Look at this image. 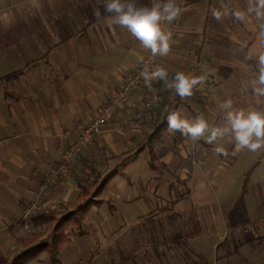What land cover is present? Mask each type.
Returning <instances> with one entry per match:
<instances>
[{
    "label": "crops",
    "instance_id": "1",
    "mask_svg": "<svg viewBox=\"0 0 264 264\" xmlns=\"http://www.w3.org/2000/svg\"><path fill=\"white\" fill-rule=\"evenodd\" d=\"M154 2L136 0L137 6L151 7ZM103 3L0 0V246L4 251L25 248L20 240L23 205L60 159L61 148L75 139L77 125L87 124L99 113L124 73L153 57L126 28L112 22L114 17L104 12ZM175 3L181 14L162 23L171 33V50L159 56L160 67L167 70L169 80L183 71L204 82L183 99L165 81H153L151 87L140 82L130 93L131 103L114 110L67 174L50 187L38 210L56 212L60 205L71 210L84 198L81 178L90 185L99 176H109L98 195L89 192L93 200L102 201L88 207L81 216L82 232L71 233L63 248L81 239L86 264L119 263L123 258H128L126 264L264 261L256 234L251 239L248 235L227 238L235 231L258 234L264 225V173L256 176L252 171L244 189L246 166L238 167L239 176L233 178V165L226 158L234 148L229 138L214 144L201 138L186 146L185 136L170 133L166 126L159 140L141 148L170 110L189 119L203 116L216 126L223 123L219 105L224 100L244 103L245 110L260 103L251 89L259 56L264 54V8L256 0ZM211 81L210 104L204 108L201 91ZM154 92L159 95L155 115L136 119L141 101ZM217 147L227 154L218 153ZM253 162L254 169L262 161ZM242 193L248 223L233 226L229 213ZM252 194L255 201L248 200ZM158 216L160 234L150 232L147 241L145 233L143 238L131 233ZM46 227L43 234L33 236V244L50 237L51 225ZM87 237H92L90 243ZM77 260L71 261L80 264Z\"/></svg>",
    "mask_w": 264,
    "mask_h": 264
},
{
    "label": "clouds",
    "instance_id": "2",
    "mask_svg": "<svg viewBox=\"0 0 264 264\" xmlns=\"http://www.w3.org/2000/svg\"><path fill=\"white\" fill-rule=\"evenodd\" d=\"M256 3L264 8V0H256ZM103 10L114 17L113 23L126 28L153 57L169 54L171 33L164 30L162 23H171L180 16L181 8L175 0H156L151 7L137 6L136 0H104ZM94 14L99 17L101 12L96 9ZM214 16L220 18L219 13H214ZM258 63V74L252 82L251 90L255 95L264 97V54L259 56ZM140 75L148 87H151L153 81H165L166 86L175 89L176 95L182 99L191 97L193 89L204 82L183 71L176 72L169 80L167 70L160 66L151 70L145 67ZM219 109L224 113L223 123L216 126H210L203 116L189 119L179 111L170 110L166 116L167 128L170 133L179 132L193 141L204 138L208 144L227 137L234 144L236 152L245 149L258 152L264 149V111L257 107L246 110L234 108L231 99L220 103ZM216 151L227 154L223 147H217Z\"/></svg>",
    "mask_w": 264,
    "mask_h": 264
},
{
    "label": "built area",
    "instance_id": "3",
    "mask_svg": "<svg viewBox=\"0 0 264 264\" xmlns=\"http://www.w3.org/2000/svg\"><path fill=\"white\" fill-rule=\"evenodd\" d=\"M160 66L159 56L145 59L142 63L133 71L124 73L122 75V82L120 86L115 90L113 96H111L102 106L98 114L92 117L91 121L87 124H78L75 131V139L61 148V157L43 174L41 182L35 191V194L30 201L25 203L22 208V226L28 230L33 224L30 221L31 217L39 209L44 195L48 192V189L59 181L63 176L67 174L74 161L75 157L80 154L83 148L90 143L95 134H99L102 128L106 126L108 120L115 109L122 108L131 103L130 93L135 89L138 84L143 80L140 72L147 67L149 70ZM214 85L211 81L208 84V89L202 90L203 94V106L209 107L210 95L208 90ZM159 95L157 92L152 93L148 98L141 101V104L137 108L135 118H150L155 115L154 104L158 103ZM198 141V140H197ZM197 141H193L189 137V141H185L184 145H193ZM202 161H198L197 165H202ZM62 206L58 209L61 211Z\"/></svg>",
    "mask_w": 264,
    "mask_h": 264
},
{
    "label": "trees",
    "instance_id": "4",
    "mask_svg": "<svg viewBox=\"0 0 264 264\" xmlns=\"http://www.w3.org/2000/svg\"><path fill=\"white\" fill-rule=\"evenodd\" d=\"M11 74L9 77L13 76ZM167 126V120L164 118L159 124L154 125V129L151 133L146 136V139L141 143V148L146 144H151L153 141H157L161 138L162 131ZM251 168L243 181V188L245 189L248 183V177L252 173ZM109 176H99L91 182L90 185H85V179L81 178L82 196L84 197L82 203L75 205L74 208L69 210L68 207L62 206V210L57 214L54 211L49 212H37L35 213L30 221L33 225H51L50 237L43 242L33 244V239L28 238L22 240L25 248L15 253L13 256L8 258L5 256L2 247L0 246V264H25L29 258L38 256L41 252L47 253V259L44 264H58L60 262L58 254L60 251L70 243V234L74 231L82 232L81 216L86 212L88 207L92 204H98L102 200H93L91 195H98L107 185ZM92 189L93 191H91ZM90 192V194H89ZM244 195L243 193L236 199L232 210L229 213V219L232 221L231 225H245L248 223L245 221L244 211ZM244 208V209H243ZM58 211V210H57ZM56 211V212H57ZM237 214L238 218H235ZM240 216V217H239ZM239 219V222L237 220ZM128 258H123L119 263L111 261L110 264H126ZM264 264V261L262 262Z\"/></svg>",
    "mask_w": 264,
    "mask_h": 264
},
{
    "label": "rangeland",
    "instance_id": "5",
    "mask_svg": "<svg viewBox=\"0 0 264 264\" xmlns=\"http://www.w3.org/2000/svg\"><path fill=\"white\" fill-rule=\"evenodd\" d=\"M206 89H208L207 86L204 88V90H206ZM235 89L238 90V91L244 92V88H242V87H238V88H235ZM208 92H209V90H208ZM252 93H253V91H252ZM209 95H210V92H209ZM255 97H257V99L259 100L260 103L257 104L258 102H254L251 105V107L257 106L258 109H260L261 111H264V97H260V96H257V95H255ZM201 98L203 99L202 91H201ZM209 98L211 100V96ZM209 104H210V102H209ZM233 105H234V108H242V107L246 106V104H244V103H237V102L233 103ZM185 141H189V137H185ZM219 141H220V143L222 142V140H219ZM242 152H244V154H241ZM226 158H227L228 162L233 165L232 166L233 170L231 171V174H232L233 178H237L239 176V173L237 171L238 167L243 169L246 166V169L244 171L247 174V172L252 168L251 167L252 163H255L253 161L254 160H258V159H260L262 162L261 163H257L252 171L255 172V173L254 172L253 173L256 176L262 175L264 173V149H261L258 152H250V151H248L246 149L243 150V151L236 152L235 149L233 148V150L229 153V155ZM242 178H243V175H241V182H242ZM255 188L256 187H253V189H255ZM44 196H46V194ZM249 199H250V201H255L256 200V199L253 198V194L251 195V197H248V200ZM28 201H30V200H28ZM42 202H43V200H42ZM38 210L36 211V213L38 212ZM55 211H57V210H55ZM59 211L60 210H58L55 213L57 214ZM248 217H251V216L248 215ZM235 218H238L237 214L235 215ZM152 219H153V221H152ZM160 220H161L160 216L151 217L148 220L149 224L147 222H143L140 228H138V226H137V230H132L131 233L135 232L136 233L135 235L142 236V238H143V235L145 233L144 238H146V240L148 241L149 237H150V234H151L150 232H152V233L158 232L160 234V226H161ZM20 221L22 222V215L20 217ZM43 226L32 225L28 230L23 228L22 238H20V240H24V239H28V238H32L34 240L35 238L33 236H37L38 233L39 234H43V231H46L44 229L48 228V227H46V225H43ZM252 229H255V228L253 227ZM248 231H249V233H247V234L243 233L242 235H241V233H239V231H235V234H231L227 238L235 239V235H236L239 238H241V236H242L241 239H244L246 237V235H248L249 239H251L256 234L258 236L259 243L262 244V245H260L259 251L261 252V254L263 256V260H264V225H260V227L257 230L258 234L256 232L255 233H251V230H248ZM248 237H246V238H248ZM156 239L159 240V235H157ZM226 240L228 241V239H226ZM80 241H81V239H78L76 241V243H74L73 245H71L67 249H62L60 251V253L58 254V258H60L59 259L60 260V264H74L71 261L73 258H78L77 261H78V263L80 262V264H86L85 259H84L86 253L82 252V246L79 244ZM86 241H88V242L92 241V237H90V238L87 237ZM259 243H258V245H259ZM18 251H19L18 248H14L12 250H10L8 248H5V251L3 250V252H5L4 253L5 256H7L8 258H10L9 256L13 255L12 252L16 253ZM41 253L47 254L46 252H41ZM42 256H43V258L40 257V255L39 256H35L34 258L31 257V258L28 259V261L25 264H27L28 262H29L28 264H44L46 259H47V256H45V255H42Z\"/></svg>",
    "mask_w": 264,
    "mask_h": 264
}]
</instances>
